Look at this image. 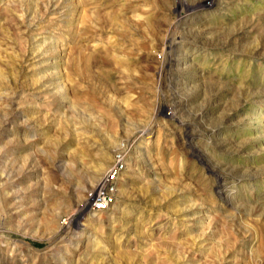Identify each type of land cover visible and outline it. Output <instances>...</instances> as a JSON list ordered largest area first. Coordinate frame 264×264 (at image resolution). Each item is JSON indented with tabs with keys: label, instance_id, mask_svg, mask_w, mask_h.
I'll list each match as a JSON object with an SVG mask.
<instances>
[{
	"label": "rangeland",
	"instance_id": "rangeland-1",
	"mask_svg": "<svg viewBox=\"0 0 264 264\" xmlns=\"http://www.w3.org/2000/svg\"><path fill=\"white\" fill-rule=\"evenodd\" d=\"M203 1L0 0V264H264V0Z\"/></svg>",
	"mask_w": 264,
	"mask_h": 264
},
{
	"label": "built area",
	"instance_id": "built-area-1",
	"mask_svg": "<svg viewBox=\"0 0 264 264\" xmlns=\"http://www.w3.org/2000/svg\"><path fill=\"white\" fill-rule=\"evenodd\" d=\"M124 154H117L114 163L109 170L104 173V186L96 185L86 196L87 203L91 209H102L106 207L113 199V189L116 185V180L124 168Z\"/></svg>",
	"mask_w": 264,
	"mask_h": 264
},
{
	"label": "bare ground",
	"instance_id": "bare-ground-1",
	"mask_svg": "<svg viewBox=\"0 0 264 264\" xmlns=\"http://www.w3.org/2000/svg\"><path fill=\"white\" fill-rule=\"evenodd\" d=\"M213 0H204L201 4L202 5H207L209 2H212ZM180 2V1H179ZM199 4V3H198ZM186 8H188L189 9V6L190 5H184ZM200 7V5H197V4H195V5H192V6H190V8H196V9H198ZM187 10V9H186ZM186 10H185V12H186ZM171 42H173L172 40H171ZM170 42V43H171ZM170 112V111H169ZM106 155V154H105ZM104 155V157H103V160H102V162L99 164L100 166H99V168L96 170V171H94V173L92 174V176H91V179H94V178H96L97 176H98V174H99V172L105 167V164H106V156ZM104 173L101 175V177L98 179V181L96 182V184H95V186L96 185H102V187L104 186V183H105V180H104Z\"/></svg>",
	"mask_w": 264,
	"mask_h": 264
}]
</instances>
